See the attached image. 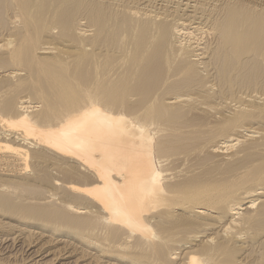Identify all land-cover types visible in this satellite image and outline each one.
Wrapping results in <instances>:
<instances>
[{"label":"bare ground","instance_id":"bare-ground-1","mask_svg":"<svg viewBox=\"0 0 264 264\" xmlns=\"http://www.w3.org/2000/svg\"><path fill=\"white\" fill-rule=\"evenodd\" d=\"M1 168L2 259L264 264V0H0Z\"/></svg>","mask_w":264,"mask_h":264},{"label":"rangeland","instance_id":"rangeland-1","mask_svg":"<svg viewBox=\"0 0 264 264\" xmlns=\"http://www.w3.org/2000/svg\"><path fill=\"white\" fill-rule=\"evenodd\" d=\"M17 171H18V168H17ZM0 172H3L2 171V168L0 170ZM33 231V230H32ZM17 250L14 251V253H16ZM20 252L17 251V254L14 255V258L12 259H9V258H6V259H2V258H5L6 256H0V264H26V261L24 260L25 258H23L22 254H19ZM7 260V261H6ZM10 260V262H9ZM6 261V262H5Z\"/></svg>","mask_w":264,"mask_h":264}]
</instances>
